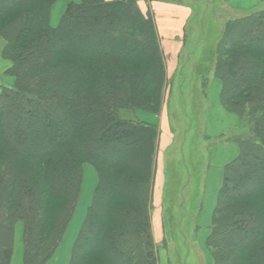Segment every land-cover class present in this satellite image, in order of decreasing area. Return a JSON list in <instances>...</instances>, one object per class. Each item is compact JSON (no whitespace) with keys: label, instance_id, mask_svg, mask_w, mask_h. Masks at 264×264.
<instances>
[{"label":"trees","instance_id":"trees-1","mask_svg":"<svg viewBox=\"0 0 264 264\" xmlns=\"http://www.w3.org/2000/svg\"><path fill=\"white\" fill-rule=\"evenodd\" d=\"M59 1L0 0L14 81L0 84V264H10L17 224L25 264L53 260L85 165L98 182L69 264H158L151 204L160 131L122 116L160 110L168 80L155 17L141 0H67L53 27ZM227 24L210 59L243 125L205 246L213 264H264V10Z\"/></svg>","mask_w":264,"mask_h":264},{"label":"rangeland","instance_id":"rangeland-1","mask_svg":"<svg viewBox=\"0 0 264 264\" xmlns=\"http://www.w3.org/2000/svg\"><path fill=\"white\" fill-rule=\"evenodd\" d=\"M62 2L59 1L57 6ZM189 6L193 15L187 33L200 37L197 43L200 61L195 62L190 57L186 68L187 58L183 60L186 72L167 81L160 110L155 115L157 119L152 123L169 146L162 147L159 153L162 161L155 175L151 222L157 232L165 228L166 241L157 244L159 252L167 250L172 260L179 261L183 255L185 264H213L204 238L210 233L218 205L225 162L235 154L237 145L232 141L243 123L226 107L222 91H218L220 80L214 76V61L210 58L216 59L222 50L220 45L227 23L264 10V2L192 0ZM174 19H177L176 15ZM242 39L246 40V37ZM122 116L141 120L142 111L136 114L123 112ZM97 182V172L91 165H85L82 194L72 219L75 220L72 232L75 230L76 233L73 239L80 232ZM199 243H204V251L199 249Z\"/></svg>","mask_w":264,"mask_h":264},{"label":"crops","instance_id":"crops-1","mask_svg":"<svg viewBox=\"0 0 264 264\" xmlns=\"http://www.w3.org/2000/svg\"><path fill=\"white\" fill-rule=\"evenodd\" d=\"M77 1V0H76ZM189 1L191 0H141L140 6L144 13L150 8L152 14L155 17L156 27L159 35L160 46L166 61V73L167 80L169 81L173 76L184 74L186 70L184 69V59H186L185 65L186 68L189 65L190 57L195 59L198 53V45L200 37L193 33V35H188L187 27L189 25L190 19L193 15V10L189 6ZM59 3V2H58ZM58 3L54 6L51 16V24L53 27H56L62 17V14L65 10L67 0H63L62 4ZM64 3V4H63ZM176 15V20L174 19ZM5 47V42L0 38V84L5 86L13 85L14 81L11 77L5 75L6 70L11 66V63L6 61L3 57V50ZM174 79V78H173ZM171 79V80H173ZM219 82L220 93L222 91V84ZM157 119V116L150 115L149 113L142 112L141 121L152 124ZM154 125V124H153ZM220 136V135H219ZM160 135L158 142V155H157V166L156 173L159 170V165L161 164L162 158L159 155L161 154V148L168 147L169 144L166 139H162ZM171 139V138H170ZM172 141L170 140V144ZM234 145V144H233ZM166 149V148H165ZM163 150V149H162ZM234 159L238 153L237 146L234 150ZM229 159V160H230ZM228 160V161H229ZM225 164H227V162ZM231 161V160H230ZM157 176V175H156ZM158 179V178H157ZM75 220H73L65 234L63 243L60 248L57 250L54 259L50 264H69L72 256V249L76 239L75 230L72 232V225ZM77 223V222H75ZM208 226L210 223L207 224ZM196 226V225H195ZM165 228L160 229L158 232L153 229V236L155 244L166 241ZM197 230V228H196ZM71 232L73 233L71 236ZM208 233L205 235L204 241H206ZM24 227L22 224H18L15 229V242L13 254L10 259V264H25L24 262ZM78 237V236H77ZM203 244L199 243V249L203 250ZM189 250V249H187ZM204 251V250H203ZM187 252V251H186ZM185 252V255H186ZM158 255V264H174L177 260L178 264H185V256H180V261L178 259L172 260L171 254L167 250L157 251Z\"/></svg>","mask_w":264,"mask_h":264}]
</instances>
